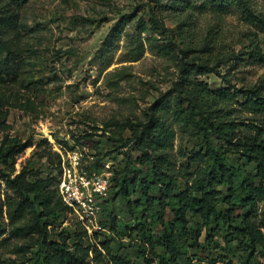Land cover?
I'll return each instance as SVG.
<instances>
[{"label":"rangeland","instance_id":"374dc122","mask_svg":"<svg viewBox=\"0 0 264 264\" xmlns=\"http://www.w3.org/2000/svg\"><path fill=\"white\" fill-rule=\"evenodd\" d=\"M249 2L264 16V0ZM20 22L23 41L31 48L35 83L29 88L16 84L13 90H19L24 101L32 98L38 111L7 105L9 134L33 143L18 156L16 172L28 165L43 176L55 175L77 160L78 169L89 178L109 176V195L96 216V229L91 226L83 242L108 239L115 254L145 264L140 254L144 242L128 231L142 219V209L134 208L132 213L127 200L114 193V177L123 174L130 160L142 157L129 139L133 130L122 124L145 121L148 108L180 80L186 62L216 66L219 74L194 70L190 75L213 89L225 86V78L238 86L264 82V64L248 65L237 59L254 48L264 52V28L247 21L237 7L215 10L210 0H30ZM236 59L239 63L233 66ZM244 101L239 96L221 103L209 113L210 120L258 123L260 116ZM170 121L175 132L171 159L181 174L179 188H184L186 178L208 170L210 161L197 156L205 153V141L182 122L173 117ZM239 128L237 134L246 132L242 125ZM228 161L239 164L247 176H255L254 164L239 154H229ZM0 184L5 230L0 237V264H39L36 237L12 233L23 221L9 217L4 203L10 191L3 180ZM138 195H131V200ZM156 216L151 232L157 250L164 252ZM60 222L57 230L70 234L79 226L72 213L62 215ZM199 222L198 217H190L193 228ZM211 229L213 245L207 238ZM201 232L198 239L182 240L191 264H264L261 248L249 256L237 239L229 244L222 221Z\"/></svg>","mask_w":264,"mask_h":264},{"label":"trees","instance_id":"16d2710c","mask_svg":"<svg viewBox=\"0 0 264 264\" xmlns=\"http://www.w3.org/2000/svg\"><path fill=\"white\" fill-rule=\"evenodd\" d=\"M29 1L0 0V181L10 191L4 203L9 217L23 221L12 233L36 237L39 264H139L115 254L108 239L85 244L83 237L88 233L81 222L74 234L57 230L61 216L72 213L58 193V174L43 176L28 165L16 172L18 156L33 143L9 134L7 105L38 111L32 98L24 101L19 90H13L16 84L29 88L35 83L31 75V48L19 30ZM210 3L218 11L237 7L247 21L264 28V16L252 9L249 0H210ZM237 59L248 65L264 64V52L254 48L248 56ZM237 59L233 66L239 63ZM185 64L180 80L148 108L145 121L122 124L133 130L129 139L142 157L130 160L131 165L123 174L114 177V193L127 200L132 213L134 208L142 209V219L128 227V231L144 242L140 254L145 264H191L182 240L198 239L204 227L220 221L226 226L225 239L229 244L237 239L249 250V256L260 248L264 250V82L238 86L224 76L225 86L213 89L190 75L194 70L196 74L207 71L219 74L216 66L206 62ZM239 96L245 99L251 112L260 116L258 123L210 120L209 113L216 107ZM170 117L205 141V153L197 156L210 161L208 170L198 171L191 180L186 178L184 188H179L181 174L171 159L175 132ZM239 124L245 128L244 134H237ZM229 154H239L253 163L255 176H247L239 164H230ZM136 192L138 197L131 200ZM2 212L0 237L5 232L1 226ZM154 213L160 224L164 252L157 250V240L151 232ZM191 216L200 219L196 228L190 224ZM94 233L97 235L98 231ZM213 234V229L207 234L210 245L214 244Z\"/></svg>","mask_w":264,"mask_h":264},{"label":"built area","instance_id":"2783aa9c","mask_svg":"<svg viewBox=\"0 0 264 264\" xmlns=\"http://www.w3.org/2000/svg\"><path fill=\"white\" fill-rule=\"evenodd\" d=\"M78 167L79 162L75 160L72 167L60 168L57 189L72 214H75L86 230H91V226L95 228L96 216L102 210V201L109 195L110 179L109 176L99 174L89 178Z\"/></svg>","mask_w":264,"mask_h":264}]
</instances>
